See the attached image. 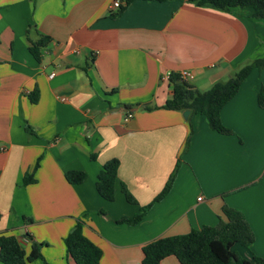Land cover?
<instances>
[{"label":"crops","instance_id":"0c3cea01","mask_svg":"<svg viewBox=\"0 0 264 264\" xmlns=\"http://www.w3.org/2000/svg\"><path fill=\"white\" fill-rule=\"evenodd\" d=\"M112 1L0 0V233L26 252L41 244L42 257L28 264H75L63 238L82 220L102 250L99 264H142L148 242L214 225L228 206L255 237L233 250L264 258V68L221 110L232 134L163 108L166 72L189 70L188 83L203 91L263 56L264 21L188 0H134L112 16ZM42 36L49 39L36 60L29 47ZM112 158L119 166L108 201L96 180ZM175 168L169 192L141 222H118L149 204ZM69 170L84 171V180L69 183ZM32 171L34 181L22 185Z\"/></svg>","mask_w":264,"mask_h":264},{"label":"trees","instance_id":"16d2710c","mask_svg":"<svg viewBox=\"0 0 264 264\" xmlns=\"http://www.w3.org/2000/svg\"><path fill=\"white\" fill-rule=\"evenodd\" d=\"M134 0H123V4L117 8L112 16L122 13ZM166 1V0H146ZM198 6H208L219 10L230 11L232 9H245L254 19L264 21V0H188ZM48 36L40 37L29 47L30 53L36 59H40V49L48 42ZM264 68V55L254 58L252 61L238 68L225 80L213 83L206 90H199L188 81L181 79L173 73L169 80L171 97L165 102L163 108L169 110H190L191 115H202L208 126L221 134H232V130L226 127L220 118L222 108L238 92L243 81L253 70ZM32 101L36 100L31 96ZM257 102L264 108V84L257 93ZM144 109L150 110L153 106L144 104ZM94 155H92L93 157ZM36 161L33 171L38 167ZM119 160H108L98 173L96 190L98 194L112 201L115 197V181ZM33 171L26 173L22 179V185L34 181ZM176 173V168L166 181L161 191L153 200L142 206L140 211L132 217H122L119 223L135 225L142 221L149 207L162 199L170 190ZM69 183L77 184L84 180L85 172L82 170H69L65 173ZM122 191L128 202H135L134 198L122 184ZM224 218H219L214 225H204L201 228H192L187 233L160 237L143 246L142 264H159L165 257L174 256L180 264H264V258L252 255L250 259L241 256L233 250L235 244L249 248L254 242V232L242 211L224 206ZM66 254L75 264H99L102 250L83 232L82 220H77L74 227L63 238ZM41 244L32 243L30 249L21 246L17 238L8 232L0 233V262L2 264H28L41 258ZM47 264V263H45Z\"/></svg>","mask_w":264,"mask_h":264},{"label":"built area","instance_id":"2783aa9c","mask_svg":"<svg viewBox=\"0 0 264 264\" xmlns=\"http://www.w3.org/2000/svg\"><path fill=\"white\" fill-rule=\"evenodd\" d=\"M119 6H120V2H119V0H113V1H112V3H111V8H112V9L118 8ZM173 73H176L177 75H179V77H180L181 79H184V80H186V81H188L190 78H192V74H191V72H190L189 70L182 69V70H179V71H177V72H173V71H168V72H166L165 75H164V79H166V80L169 82L170 77H171V75H172ZM53 75H54L53 72L50 73V77H52ZM199 199H200V198H199ZM25 233H26V232H25ZM15 237H16V236H15ZM16 238H17V240L19 241V243L21 244L22 241H21L18 237H16ZM23 240L27 241L28 238L24 235V239H23Z\"/></svg>","mask_w":264,"mask_h":264},{"label":"water","instance_id":"95a60500","mask_svg":"<svg viewBox=\"0 0 264 264\" xmlns=\"http://www.w3.org/2000/svg\"><path fill=\"white\" fill-rule=\"evenodd\" d=\"M124 110H126V109H124ZM189 114H190V110H188V109L182 111V116L184 119H187Z\"/></svg>","mask_w":264,"mask_h":264}]
</instances>
